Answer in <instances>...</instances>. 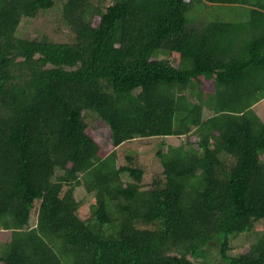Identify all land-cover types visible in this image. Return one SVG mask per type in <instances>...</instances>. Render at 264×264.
I'll list each match as a JSON object with an SVG mask.
<instances>
[{
	"label": "trees",
	"instance_id": "obj_1",
	"mask_svg": "<svg viewBox=\"0 0 264 264\" xmlns=\"http://www.w3.org/2000/svg\"><path fill=\"white\" fill-rule=\"evenodd\" d=\"M263 100L264 0H0V264H264ZM159 137L145 185L116 149Z\"/></svg>",
	"mask_w": 264,
	"mask_h": 264
},
{
	"label": "rangeland",
	"instance_id": "obj_2",
	"mask_svg": "<svg viewBox=\"0 0 264 264\" xmlns=\"http://www.w3.org/2000/svg\"><path fill=\"white\" fill-rule=\"evenodd\" d=\"M59 10L57 8H54L53 11H46L40 13L34 20H29L27 23H24L21 25V32L20 35H27V33L33 31L32 24L36 22L40 16L41 19H39L38 28L40 30V34H46V35H52L53 31H58L59 28H61V24L58 20L59 27L57 26L56 20H57V14H59ZM194 15L196 16V11L194 12ZM233 16V17H232ZM206 20L210 21L214 18L220 19V22H230V23H237L236 21H240L238 17L234 16V9L228 8L225 6L220 7H213L210 9V14H203L202 16ZM232 17V18H230ZM237 18V19H236ZM49 25V26H48ZM53 28H52V27ZM52 38L53 35H52ZM55 42H63L65 40L64 37H58ZM259 109V108H258ZM87 122L89 126L94 130L95 134L100 137L101 143L104 144L106 148H108L111 144L110 135H109V128L108 126L95 114V113H88ZM175 145L178 144L176 140H174L173 137H159V138H144V139H135L130 142H126L119 146L116 149V154L118 158V165H122L124 163V158L126 156H129L134 159V164L136 166H140L145 170V185L149 184L151 177L154 176L155 173H160L161 168L159 166L158 160L155 156V153L163 148L166 145ZM165 148V147H164ZM163 148V149H164ZM74 196L77 201H80L85 204H89L91 202L92 196L87 195L84 190L80 187L76 188L74 191ZM36 211H32V216L29 221V227H33L36 223ZM263 224H257L254 227V232L257 233L259 230L263 228ZM254 233V234H255ZM247 234V233H246ZM9 233H0V244L3 243ZM245 235V234H244ZM254 241V235L251 233L249 236H240L236 240H234L231 245L233 246V250L231 252H228L230 255H238L242 249V247H245V245L252 243ZM207 257V260H206ZM200 261V259H199ZM201 263L204 264H225L218 255L217 247L214 245L209 248L207 251V254L205 256L204 261Z\"/></svg>",
	"mask_w": 264,
	"mask_h": 264
},
{
	"label": "crops",
	"instance_id": "obj_3",
	"mask_svg": "<svg viewBox=\"0 0 264 264\" xmlns=\"http://www.w3.org/2000/svg\"><path fill=\"white\" fill-rule=\"evenodd\" d=\"M264 104V100L263 101H261L260 103H258V104H256L254 107H253V109L257 112V113H261V111H262V105ZM259 108V109H258Z\"/></svg>",
	"mask_w": 264,
	"mask_h": 264
}]
</instances>
